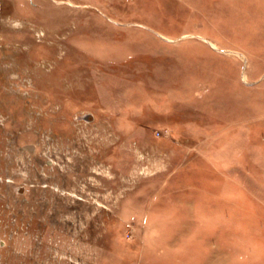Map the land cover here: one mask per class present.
I'll list each match as a JSON object with an SVG mask.
<instances>
[{"label":"rangeland","instance_id":"rangeland-1","mask_svg":"<svg viewBox=\"0 0 264 264\" xmlns=\"http://www.w3.org/2000/svg\"><path fill=\"white\" fill-rule=\"evenodd\" d=\"M0 264H264V0H0Z\"/></svg>","mask_w":264,"mask_h":264},{"label":"water","instance_id":"water-1","mask_svg":"<svg viewBox=\"0 0 264 264\" xmlns=\"http://www.w3.org/2000/svg\"><path fill=\"white\" fill-rule=\"evenodd\" d=\"M29 147H31V146H29Z\"/></svg>","mask_w":264,"mask_h":264}]
</instances>
